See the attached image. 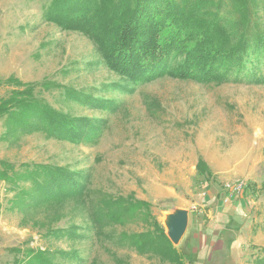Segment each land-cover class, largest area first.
<instances>
[{
	"label": "rangeland",
	"instance_id": "obj_1",
	"mask_svg": "<svg viewBox=\"0 0 264 264\" xmlns=\"http://www.w3.org/2000/svg\"><path fill=\"white\" fill-rule=\"evenodd\" d=\"M49 2L0 0V97L9 95L14 85L5 80L14 75L37 82L54 106L104 119L105 126L95 141L78 144L42 132L14 141L3 138L0 118V160L17 170L34 163L85 169L92 197L133 194L150 204L166 233L169 214L187 210L186 232L173 243L186 264H256L264 255V82L214 84L168 75L128 82L107 67L89 37L47 21ZM44 81L49 89L39 85ZM67 87L116 99V108L67 103ZM199 156L210 174L197 172ZM237 183L240 192L226 200L227 186ZM13 193L0 179V264L13 263L12 247L27 246L79 250L81 264H167L117 243L122 233L146 230L142 222L105 227L100 237L57 239L44 235L49 212L11 208ZM72 206L53 228L89 221L67 212Z\"/></svg>",
	"mask_w": 264,
	"mask_h": 264
},
{
	"label": "trees",
	"instance_id": "obj_2",
	"mask_svg": "<svg viewBox=\"0 0 264 264\" xmlns=\"http://www.w3.org/2000/svg\"><path fill=\"white\" fill-rule=\"evenodd\" d=\"M44 16L62 29L89 37L107 67L128 82H148L166 75L214 84L264 82V0H50ZM5 81L14 87L8 96L0 97L3 138L16 141L22 135L42 132L78 144L95 141L103 131L104 119L74 115L54 106L37 82H24L14 75ZM50 84L39 85L49 89ZM64 90L67 103L116 108V99L73 87ZM0 164V179L14 191L11 208L27 215L49 212L50 220L43 223L45 236L68 241L85 239L91 233L100 237L105 227L139 221L147 229L122 233L117 243L167 264H186L148 202L133 194L95 199L91 173L85 169L34 163L17 170L10 162L0 160ZM196 167L199 174L212 172L203 156ZM70 204L67 212H80L89 221L53 228L54 219L65 215ZM10 250L15 253L12 264L84 261L80 251L73 249L27 246ZM256 264H264V255L256 258Z\"/></svg>",
	"mask_w": 264,
	"mask_h": 264
},
{
	"label": "water",
	"instance_id": "obj_3",
	"mask_svg": "<svg viewBox=\"0 0 264 264\" xmlns=\"http://www.w3.org/2000/svg\"><path fill=\"white\" fill-rule=\"evenodd\" d=\"M189 222V212L187 210H175L169 214L166 226L168 228V236L171 241L176 244L185 234Z\"/></svg>",
	"mask_w": 264,
	"mask_h": 264
},
{
	"label": "built area",
	"instance_id": "obj_4",
	"mask_svg": "<svg viewBox=\"0 0 264 264\" xmlns=\"http://www.w3.org/2000/svg\"><path fill=\"white\" fill-rule=\"evenodd\" d=\"M227 187H228V195L226 196L227 197L226 200L232 198L233 196L237 195L240 192L241 187H242V183L229 185ZM193 210L196 211L197 208L194 207Z\"/></svg>",
	"mask_w": 264,
	"mask_h": 264
},
{
	"label": "bare ground",
	"instance_id": "obj_5",
	"mask_svg": "<svg viewBox=\"0 0 264 264\" xmlns=\"http://www.w3.org/2000/svg\"><path fill=\"white\" fill-rule=\"evenodd\" d=\"M167 221H168V218L166 219V223H167Z\"/></svg>",
	"mask_w": 264,
	"mask_h": 264
}]
</instances>
